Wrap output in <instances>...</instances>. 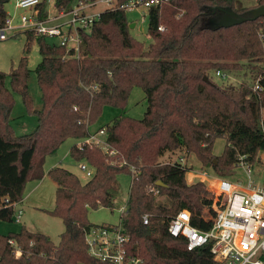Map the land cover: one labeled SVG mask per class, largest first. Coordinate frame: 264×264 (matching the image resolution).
Listing matches in <instances>:
<instances>
[{"label":"trees","instance_id":"trees-1","mask_svg":"<svg viewBox=\"0 0 264 264\" xmlns=\"http://www.w3.org/2000/svg\"><path fill=\"white\" fill-rule=\"evenodd\" d=\"M9 1L0 0V26ZM76 1L55 4L67 10ZM261 4L264 0H258ZM228 7L240 15L250 9L237 0H171L151 9L148 32L153 42L147 49L131 34L122 9L103 11L91 30L82 33L79 56L27 33L24 50L37 40L43 56L36 67L43 105L34 106L28 59L23 56L9 74L10 83L38 124L30 134H16L11 124L15 99L6 85L8 73L0 70V220L13 221V203L22 201L29 181L44 177L46 158L68 138L82 139L105 128L117 153L110 155L93 144L73 145L71 156L89 162L94 175L82 182L62 165L49 170L58 184L49 213L65 225L59 242L26 226L0 233V264L100 263L88 253L85 241L86 230L95 225L89 210L114 207L113 190L121 173L133 176L121 217L131 253L138 254L143 264H219L211 242L189 250L186 238L169 233L170 220L183 209L192 212L194 225L207 229L211 223L200 214L204 183H189L186 167L161 158L167 153L180 152L186 158L194 153L205 172L227 176L233 173L238 154L254 161L264 150V93L252 89V81L264 73V15L211 27L209 20L219 8ZM217 71L242 75L243 82L220 84L214 77ZM261 83L264 86V78ZM134 86L145 92L144 116H117L93 130L106 106L126 107ZM219 138H226L227 144L217 155L214 145ZM159 180L166 186L158 185ZM144 214L150 215L148 224ZM10 239L22 249L20 256L14 254Z\"/></svg>","mask_w":264,"mask_h":264},{"label":"built area","instance_id":"built-area-1","mask_svg":"<svg viewBox=\"0 0 264 264\" xmlns=\"http://www.w3.org/2000/svg\"><path fill=\"white\" fill-rule=\"evenodd\" d=\"M171 0H79L69 10H59L56 0H16L17 9L29 10L14 14L7 13L5 22L0 26V41L16 36L24 30L35 36L56 38V45L74 50L80 55L82 33L91 30L93 24L107 9H122L125 12L142 11V21L149 18L153 8L161 7ZM99 5H105L101 10ZM159 29H164L161 25ZM215 76L223 81H229L230 73L215 72ZM261 74L252 83L253 92L264 93ZM264 132V118L261 121ZM93 144L110 155L117 153L107 141L105 128L91 132L87 137L79 139L78 147ZM262 152V153H261ZM188 158L179 156L172 163H179L193 174V169L187 164ZM80 169L88 177L94 175V168L87 161L80 162ZM235 179L216 176L201 171L200 181L204 186V197L207 203L202 206L206 211L200 213L211 226L207 229L192 223L193 214L187 209L180 210L169 222L168 231L174 237H184L187 248L194 250L207 243H212L211 251L214 260L219 264H264V150L260 151L254 161L247 154H238L235 164ZM240 171L243 178L238 174ZM195 174V173H194ZM245 174V177H244ZM263 181V183H261ZM157 193V190H155ZM209 194V195H208ZM212 194L213 197L210 196ZM8 201V198H4ZM205 204V206H204ZM16 205V202L13 203ZM201 206V207H202ZM121 217L125 208L121 209ZM23 211L19 209L16 221L20 222ZM150 215H143V222H150ZM88 253L97 259V264H143L142 258L129 251L130 237L125 233L122 218L118 224H95L85 232ZM14 246V254L20 256L22 249L10 239Z\"/></svg>","mask_w":264,"mask_h":264},{"label":"rangeland","instance_id":"rangeland-1","mask_svg":"<svg viewBox=\"0 0 264 264\" xmlns=\"http://www.w3.org/2000/svg\"><path fill=\"white\" fill-rule=\"evenodd\" d=\"M237 1L241 5L250 8L255 7L258 3V0ZM77 2L78 1H76L72 7H74ZM15 3L16 0H10L6 4V7L11 14H14V12H29V10L17 9L15 7ZM105 8V5H99V9L103 10ZM221 13H223L222 16ZM126 14L130 25H132L133 23L135 24L134 27H131V34L138 41L144 43L145 49H147L149 44L153 42V39L151 38V36H149L148 32L149 19L147 18L146 20L142 21V11L139 10L128 11L126 12ZM217 14L218 15L214 18L215 20H221V18L224 16V12H218ZM209 21L210 25H216L219 22H214L213 19H210ZM27 33V31L22 30L16 36L0 41V70L8 73L6 85L13 91L15 104L11 114V124L16 134L18 135L30 134L31 132H33V130L38 124L37 116L27 110V107L23 101L21 94H19L17 91H14L10 83L9 74L13 68L17 67L20 59L23 56H27L28 59V66L30 69L28 87L34 102V106L36 109H40L43 105L42 92L39 87L36 74V67L43 56L40 53L39 44L37 40L32 41L28 51L24 50L27 42ZM46 40L50 44L58 43V40L56 38H46ZM230 75L231 78L228 82L238 84L243 82L242 75H240V77H237V74L235 73H230ZM214 77H216L215 74ZM215 80L220 84L223 82V80L218 77H216ZM147 106L148 102L144 90L140 86H134L128 98L126 107L117 108L113 106H106L104 108L103 114L101 115L97 123L94 125V127H98L99 124L110 123L117 116L128 115L140 119L144 116ZM77 142L78 140H76L75 138H68L62 143L60 148L54 154L49 155L46 158L44 164V177L41 180H32L27 183L24 192L23 202L19 203V205L16 207V214L19 208H22L23 210L21 222L16 221V215L14 216L13 221L0 220L1 234H8L9 232H18L22 229L23 226H26L27 228L32 229L34 231L42 232L47 235L49 234L50 238L55 243L59 242L60 234L65 230L64 222L60 217L49 213V211L52 210L55 206L56 188L58 184L48 174L49 171L46 172V168H50L53 161L57 160L61 162V165L74 172L81 179L82 182H85L89 178H91L86 176V174L79 167L80 162L84 160H75L70 154L71 147L77 144ZM226 144V138H219L215 142L214 152L219 155L223 151V148ZM179 154L180 152H175L172 154L167 153V155L169 156L165 155L161 158V160L175 161L179 157ZM187 164L193 169V174L190 175L187 173V181H190L189 183H195L197 181H200V178H202L200 173L205 169L201 168V163L194 153L189 155ZM207 173L220 176L213 173L212 171H209ZM235 174L236 171L234 168L233 173H231L230 175L220 177H226L231 180H234ZM238 174L243 178V175L240 171H238ZM132 180L133 176L129 173H121L118 175L117 187L115 190H113L114 207L111 208L101 206L97 209L91 208L89 210V219L93 224H118L120 222L122 211L121 209L127 207V201L129 198ZM37 181H41V184L36 187L30 194H28L32 185L37 183ZM261 183H263V181H261ZM205 185L206 183H204V186ZM210 196L213 197L214 195L212 196V194H210ZM163 199L164 197L159 198V200Z\"/></svg>","mask_w":264,"mask_h":264},{"label":"water","instance_id":"water-1","mask_svg":"<svg viewBox=\"0 0 264 264\" xmlns=\"http://www.w3.org/2000/svg\"><path fill=\"white\" fill-rule=\"evenodd\" d=\"M220 12H224V16L221 18V20H215L213 18V21H219L216 25H210L211 27H219V26H232L237 23H241L247 19H255L261 15H264V4L256 5L255 7L250 8L246 15H240L236 11H234L232 8H219ZM133 26V25H132ZM205 81H210L207 76L204 77ZM158 185L166 186L161 180L157 182Z\"/></svg>","mask_w":264,"mask_h":264},{"label":"crops","instance_id":"crops-1","mask_svg":"<svg viewBox=\"0 0 264 264\" xmlns=\"http://www.w3.org/2000/svg\"><path fill=\"white\" fill-rule=\"evenodd\" d=\"M46 5H47V4H46ZM5 8H6L7 13H8L9 10H8L7 7H6V4H5ZM9 13H10V12H9ZM132 25H133V26H132ZM132 25H131V27H134V26H135L134 23H133ZM149 36H150V35H149ZM94 125H95V124H94ZM94 125L92 126V129H93V130H96L98 127L95 128ZM101 125H103V124H99V126H101ZM76 140H79V139H76ZM167 156H169V155H167ZM58 163H59V164H58ZM60 163H61V162H59V161H57V160H56V161H53V163L51 164V167H50V168H46V172L49 171V170H50L52 167H54V166L61 165ZM62 166H63V165H62ZM190 175H191V174H190ZM190 175H189V176H190ZM191 178H192V177H191ZM191 178H190V179H191ZM188 180H189V179H188ZM191 180H192V179H191ZM189 182H190V181H189ZM40 184H41V181H37V183L33 184L32 187L30 188V191L28 192V194H30V193H31L36 187H38ZM22 202H23V199H22V201L16 203V205L14 206V208H15V212H16V207L19 205V203H22ZM203 208H204V207L202 206V208H201L202 210H201V211H202V212H205V211H203V210H204ZM19 209H22V208H19ZM19 209H18V210H19ZM125 209H126V208H125ZM22 211H23V210H22ZM15 212H14V213H15ZM20 222H21V221H20ZM28 229H29V228H28ZM29 230H30V231H33V232H38V231H34V230H32V229H29ZM48 235H49V234H48Z\"/></svg>","mask_w":264,"mask_h":264},{"label":"flooded vegetation","instance_id":"flooded-vegetation-1","mask_svg":"<svg viewBox=\"0 0 264 264\" xmlns=\"http://www.w3.org/2000/svg\"><path fill=\"white\" fill-rule=\"evenodd\" d=\"M217 15H218V14L214 15V17L217 16ZM222 15H223V13H221V16H222Z\"/></svg>","mask_w":264,"mask_h":264}]
</instances>
